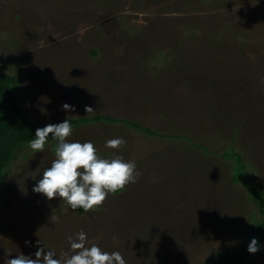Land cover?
Masks as SVG:
<instances>
[{"label":"rangeland","instance_id":"rangeland-1","mask_svg":"<svg viewBox=\"0 0 264 264\" xmlns=\"http://www.w3.org/2000/svg\"><path fill=\"white\" fill-rule=\"evenodd\" d=\"M0 72L43 126L110 116L67 139L139 173L73 210L33 191L56 142L18 148L0 176V264L35 258L38 240L71 255L80 231L127 264H210L263 221L264 0H0ZM251 255L264 264V242Z\"/></svg>","mask_w":264,"mask_h":264},{"label":"clouds","instance_id":"clouds-1","mask_svg":"<svg viewBox=\"0 0 264 264\" xmlns=\"http://www.w3.org/2000/svg\"><path fill=\"white\" fill-rule=\"evenodd\" d=\"M65 110H74V106L65 103ZM86 107V111H91ZM73 133L72 122L69 119L58 124H48L35 130V135L28 143L32 152L43 151L46 142L51 139L56 142L55 156L51 167L43 171L42 178L36 183L33 191L42 193L51 200L60 197L70 206L87 212L103 204L109 193L115 194L129 183H135L139 173L134 161L125 160L123 156L114 154L111 158L98 155L96 146L91 142H70L67 138ZM51 134V138H49ZM126 143L123 138L109 139L105 147L119 149ZM54 222L57 217H52ZM31 241H25L31 245ZM35 258L20 253L15 258L6 260L5 264H127L119 251L108 252L99 245H89L84 231L77 233L71 240V255H60L54 249L40 246L36 241ZM260 250L259 242L253 238L248 246L250 253ZM10 254V252H9Z\"/></svg>","mask_w":264,"mask_h":264},{"label":"trees","instance_id":"trees-1","mask_svg":"<svg viewBox=\"0 0 264 264\" xmlns=\"http://www.w3.org/2000/svg\"><path fill=\"white\" fill-rule=\"evenodd\" d=\"M16 83H20V80H18L15 75L0 72V176L7 168L14 152L18 148L28 145L29 141L34 138L37 128L44 127L39 124L37 120L28 116L23 105V99L20 96L23 90H19L17 93L15 87ZM101 118L109 120L107 118H110V116L94 115L90 118L80 117L78 119H68L72 122V127L77 128L78 125L99 121ZM60 122L63 121L60 120L53 124H58ZM147 132L151 133L149 129ZM49 137H51V134H49ZM245 183L249 185L247 180ZM250 189V193L255 199L260 198V200L264 202L263 191L253 186L250 187ZM159 215H162V213ZM261 223L258 227L252 229L247 238L237 249H233L229 246L225 247L227 249H222L218 253L216 259L210 262V264H246L252 256L248 251L251 240L256 238L259 242V246L264 242V219Z\"/></svg>","mask_w":264,"mask_h":264},{"label":"crops","instance_id":"crops-1","mask_svg":"<svg viewBox=\"0 0 264 264\" xmlns=\"http://www.w3.org/2000/svg\"><path fill=\"white\" fill-rule=\"evenodd\" d=\"M24 105V104H23Z\"/></svg>","mask_w":264,"mask_h":264}]
</instances>
